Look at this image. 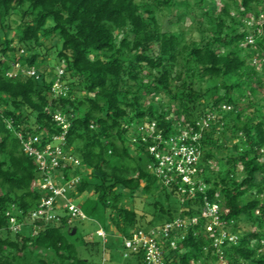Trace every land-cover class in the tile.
<instances>
[{"label":"trees","instance_id":"obj_1","mask_svg":"<svg viewBox=\"0 0 264 264\" xmlns=\"http://www.w3.org/2000/svg\"><path fill=\"white\" fill-rule=\"evenodd\" d=\"M219 2L184 0L183 6L200 11L194 16L198 25L205 17L212 26L198 42L185 44L181 34L162 31L157 17L168 10L180 19L176 0H0V264H101L102 242L83 240L88 257H82L69 239L74 223L66 218L10 229V218L23 222L42 195L37 165L22 152L16 132L42 139L60 134L53 120L57 111L69 122L66 143L80 160L64 175L80 176L73 197L107 234L130 237L135 230L200 212L202 194L181 203L174 188L162 187L149 173L153 157L147 146L131 142L134 126L143 121L172 132L174 123L166 119L170 110L154 100L161 95L184 124L217 117L216 126L203 132L200 178L208 199L220 205L222 220L233 222L239 235L236 244L224 245L222 256L226 264H264V102L259 103L263 86L252 65L264 56V23L253 45H242L247 32L238 30L245 18L264 13V0ZM57 39L55 58L59 65L64 62L69 92L54 99L55 72L40 69L37 49L57 48ZM17 61L35 67L40 80L6 77ZM224 105L231 110L223 111ZM159 193L175 197L179 207L158 200ZM140 195L152 199L147 222L125 201ZM242 221L254 229L240 232ZM23 228L30 232L23 234ZM88 246L99 249L93 254ZM177 248L164 255L167 264L221 262L202 229H190ZM135 261L144 264L141 255Z\"/></svg>","mask_w":264,"mask_h":264},{"label":"built area","instance_id":"obj_2","mask_svg":"<svg viewBox=\"0 0 264 264\" xmlns=\"http://www.w3.org/2000/svg\"><path fill=\"white\" fill-rule=\"evenodd\" d=\"M264 23V13L255 19L249 16L244 19L247 27V36L242 45H253L255 33L260 32ZM23 53V51H21ZM254 68H264V56L255 57L252 61ZM65 65L61 62L55 72V80L51 86V94L54 99L64 98L69 92L66 82ZM8 78L29 77L40 80L41 75L35 67H24L20 62L11 64L5 72ZM223 111L231 110L230 106H222ZM166 119L172 120L173 130L165 134L156 121H143L134 126L133 143L145 144L149 154L153 157L148 165L149 173L153 174L158 183L166 189H175L181 203L196 198L197 193L202 194V207L197 215H177L163 224L151 227L147 230H135L130 237L123 238V256L135 258L143 257L144 264H167L164 255L169 250L178 249V244L185 239L186 233L192 228L204 230L212 240L216 253L220 254V261L224 262V245L236 244L238 233L232 231V224L227 225L221 218V208L217 202H211L206 196L207 185L201 180V140L204 130H209L217 124L215 115H207L199 119L195 125L184 124L178 121L174 114ZM53 120L62 128L60 134L51 135L42 139L34 132L17 131L22 152L33 159L41 176L40 190L42 195L38 207L24 217L23 222H17L15 217L10 218V229L13 232L21 231L25 224L36 222H60L66 218L69 224L75 222L93 221L82 211L80 205L74 199L75 188L80 182V176L66 178L64 175L67 166H79L80 160L67 146L66 134L69 122L65 115L57 111L53 114ZM8 128L11 125L8 123ZM203 225H198L200 222ZM95 235L106 243L107 233L97 223ZM35 234V228L32 229ZM264 245V240L261 241ZM101 264H105L102 257Z\"/></svg>","mask_w":264,"mask_h":264},{"label":"rangeland","instance_id":"obj_3","mask_svg":"<svg viewBox=\"0 0 264 264\" xmlns=\"http://www.w3.org/2000/svg\"><path fill=\"white\" fill-rule=\"evenodd\" d=\"M142 3H148L149 0H140ZM177 6L174 8L176 10H179L183 15L180 16V19L178 16L172 14L168 10H164L157 13V17L161 26V30L164 32H172L176 34H181L182 41L185 44H189L191 42H198L203 35V31H208V28H212V26L209 24V21L207 18L202 17L201 19V26L198 25L196 22L197 20L194 19V16L199 17L200 11H197L191 7H185L183 6L184 0H176ZM219 2V0H218ZM219 4H221L219 2ZM231 9V15L234 19H238V10L233 6L230 5ZM175 11V10H174ZM13 18H18L17 15H14ZM228 25H232L228 21ZM239 31L246 30L247 27L245 24L243 26H239ZM57 48L51 49L50 51H46V47H42L40 49H37V52L41 54V66L43 68H40L41 70H48L50 72H56L57 68L59 67V63L57 59L55 58L57 51L60 49L61 42L57 39ZM49 42L47 43V45ZM43 59V60H42ZM253 63V62H252ZM257 70V76L259 80L262 82V89L259 90V93L257 94L259 103L264 102V68L257 67L255 68ZM156 103H161L164 105L166 110H170V114H173V111L175 109V106L173 104H170L168 99L164 97L163 95L156 97L155 99ZM157 199L162 202H169L174 207H179L178 201L175 197L169 196L168 199L164 197V194L159 193L157 196ZM128 206L133 207L139 214H144V221L147 222L150 218H152V213L154 212V209L152 205L149 203L152 201L150 197H146L143 195H140L138 198H135L133 200L131 199H125ZM97 229V224L93 221H85L82 223L75 222L70 227V232H72V237L70 236L69 239L74 242L80 252L82 253V257H88V255L84 250V247L82 246L83 240L85 241H91V242H100L101 240L97 238L95 235V230ZM254 227L248 223L243 222L241 224V231H250L253 230ZM30 230L28 228H23L22 233L27 234ZM66 235H68V231L64 230ZM114 233L107 234V240L104 244L103 248L102 246H98L100 248V253L102 254L100 257L105 258V264H136L135 258H125L123 256V237L118 234V232L113 231ZM11 237H14V234L11 235ZM98 247H92L88 246V250H90V253L96 254V248ZM98 257V256H97ZM222 264V262H220ZM223 264H226V261L224 260Z\"/></svg>","mask_w":264,"mask_h":264}]
</instances>
